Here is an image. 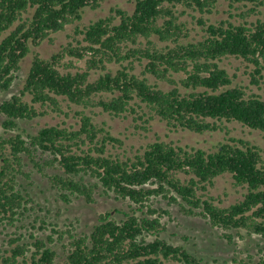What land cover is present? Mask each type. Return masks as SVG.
Wrapping results in <instances>:
<instances>
[{"label": "trees", "instance_id": "1", "mask_svg": "<svg viewBox=\"0 0 264 264\" xmlns=\"http://www.w3.org/2000/svg\"><path fill=\"white\" fill-rule=\"evenodd\" d=\"M105 1L0 0V92L11 88L21 62L32 48L52 41L51 34L75 24L77 44L49 58L35 52L19 94L0 102L6 134L0 136V222L26 211L18 179L29 177L24 172L27 159L65 203L81 197L92 204L100 188L133 206L124 219L101 214L89 235H70L62 264H201L183 246L160 237L165 230L161 215L169 212L152 208L159 197L178 205L184 216L205 220L228 243L233 242L232 231L240 239L245 232L264 240V161L257 146L233 137L215 151L156 141L142 153L120 157L108 146L121 142L93 119L98 109L115 118L146 117L144 124L158 119L171 129L196 134L222 130L223 122L264 133V98L232 86L233 79L219 67L221 59L233 57L253 66L251 84L264 78V17H256L264 0H135L131 14L117 8L113 16L80 29L76 23L84 9ZM220 1L240 13L228 12V19L212 23L205 15ZM177 7L198 14L192 18L201 28L199 39H188L190 29L176 14ZM252 16L256 19L247 20ZM235 17L241 21H232ZM157 41L166 44L160 47ZM65 55L85 60L86 68L71 71L62 63ZM109 63L119 69L105 71ZM136 65L143 68L139 74L134 73ZM96 71L103 73L91 80ZM176 74L184 78L175 81ZM157 82L172 88L165 91ZM63 101L77 108V130L56 124L26 138L8 135L18 121L52 112L67 115ZM224 175L245 190L242 199L228 206L207 195ZM87 176L96 183L87 182ZM31 238V244L12 239L14 246L0 251V264H58L46 241Z\"/></svg>", "mask_w": 264, "mask_h": 264}, {"label": "rangeland", "instance_id": "2", "mask_svg": "<svg viewBox=\"0 0 264 264\" xmlns=\"http://www.w3.org/2000/svg\"><path fill=\"white\" fill-rule=\"evenodd\" d=\"M135 0H107L96 9L86 8L83 11L82 20L76 24L82 29L99 19L113 16L115 9L125 10L132 13ZM249 6V5H248ZM242 8L241 11L247 10ZM260 15L264 17V5L259 8ZM184 12V13H183ZM237 15L240 10L229 8L226 2L220 1L216 9L210 15H205L210 22H219L229 18V13ZM176 14L180 19L187 23L190 29L188 39L201 37V28L197 26L196 20L198 14L184 10L181 7L176 8ZM252 16L247 20H255ZM117 21V20H116ZM232 21L240 22L239 17ZM75 24L65 27L61 32L51 34L52 41H44L40 46L32 48L31 52L21 62V68L17 73L11 88L8 91L0 92V102L9 99L12 95L19 94L20 89L25 81L34 53H38L43 58H49L52 54L58 53L64 47L71 44L77 46L74 39ZM5 35V34H4ZM3 37V36H2ZM1 37V38H2ZM82 39V36L76 38ZM158 42V41H157ZM166 43L158 42L160 47ZM65 67H70L71 71H81L86 68L85 60H78L69 55H65L62 60ZM219 67L227 71L233 79L232 86H242L248 94H256L264 98V78L258 85L250 82L249 73L253 66L247 64L241 59L233 57L223 58L219 62ZM119 69V64L109 63L105 71L115 73ZM142 66H135L134 73L139 74ZM102 71L92 72L91 80H95ZM150 82H156L154 78L149 77ZM184 78L183 74L173 75L175 81ZM158 86L167 91L172 88L166 82H157ZM184 92L183 90H181ZM27 98V97H26ZM62 110L65 114L52 112L42 117L32 120L18 121V127L10 134L35 135L41 128L51 125H64L68 129L77 130L79 128L78 118L75 117L76 107H67L66 102H62ZM88 114V113H87ZM94 122L98 125H104L110 134L118 139L121 144L114 142L108 146L109 152L118 154L120 157H132L135 154L142 153L145 147L153 142L162 141L172 143L173 145L189 148H199L206 151H215L222 143L229 138H237L249 141L257 146L264 161V133L249 129L237 122H223L222 130L196 134L182 129H171L164 122L154 119L144 124V118L133 119L132 115L125 118L111 117L100 110H94ZM4 118L0 116V136L6 134L2 128ZM45 158V157H44ZM24 172L29 177L21 176L18 179L21 192L25 195L26 211L22 210L21 214L14 216L12 221L2 220L0 222V251H5L13 245H10L12 239H19L20 243L31 244L33 237L43 239L57 253L56 263L62 264L67 252V244L70 241V235L83 236L89 235L93 226L97 224L101 214L112 213L116 220L124 219L123 213L130 212L133 206L121 200H116L112 193L104 194L102 189L95 190V202L87 204L83 198L72 197L70 203L63 202L48 182L47 178L38 173L32 164L24 160ZM48 173H54L52 169ZM55 172H58L55 170ZM85 180L91 184L96 183L94 178L86 177ZM244 189L235 188L230 175L218 177L214 185L207 190V195L215 198L216 203L220 202L222 206H228L242 199ZM152 208H162L168 210L169 214H162L160 221L165 227L159 235L162 239L167 240L172 245H179L186 248L201 260V264H264V240L255 235H247L242 232L243 238L234 231L230 232L233 236V242L228 243L221 238V231L212 228L205 220L201 218L184 216L178 205L168 204V200L162 197L155 199ZM141 215V213H138ZM52 241L48 242V238ZM154 237L148 238L152 240Z\"/></svg>", "mask_w": 264, "mask_h": 264}]
</instances>
